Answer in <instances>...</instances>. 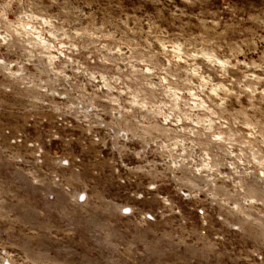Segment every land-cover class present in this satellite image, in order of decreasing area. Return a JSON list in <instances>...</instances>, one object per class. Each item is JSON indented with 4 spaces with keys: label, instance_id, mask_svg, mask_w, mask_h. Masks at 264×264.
I'll list each match as a JSON object with an SVG mask.
<instances>
[{
    "label": "clouds",
    "instance_id": "9594fccd",
    "mask_svg": "<svg viewBox=\"0 0 264 264\" xmlns=\"http://www.w3.org/2000/svg\"><path fill=\"white\" fill-rule=\"evenodd\" d=\"M5 121L33 182L45 144L58 166L87 149L116 215L217 264H264V0H0ZM91 196L88 180L70 193ZM33 231L0 230V264H53Z\"/></svg>",
    "mask_w": 264,
    "mask_h": 264
},
{
    "label": "rangeland",
    "instance_id": "374dc122",
    "mask_svg": "<svg viewBox=\"0 0 264 264\" xmlns=\"http://www.w3.org/2000/svg\"><path fill=\"white\" fill-rule=\"evenodd\" d=\"M25 136L30 138L28 134ZM14 148L19 149L12 144L8 146L9 155ZM51 153L44 154L46 168L52 166ZM74 155L78 157L74 161L80 164L79 170L61 172L71 181V191L50 188L56 193L53 202L44 197L50 184L47 179H43L44 184L32 183L28 175L13 167L11 160L6 170H0V230L9 225L34 230L31 245L42 253L43 259L56 263L150 264L148 253L158 252L162 261L172 264H217L214 253L202 252L194 245L182 247L164 241L162 221L141 227L132 217L116 215L106 199L115 194L114 186L103 174L93 175L95 162L87 149L76 148ZM82 180L90 182L92 196L86 203H75L70 193Z\"/></svg>",
    "mask_w": 264,
    "mask_h": 264
},
{
    "label": "built area",
    "instance_id": "2783aa9c",
    "mask_svg": "<svg viewBox=\"0 0 264 264\" xmlns=\"http://www.w3.org/2000/svg\"><path fill=\"white\" fill-rule=\"evenodd\" d=\"M21 131L24 135L28 134L30 138L35 134L33 130L27 125H24ZM16 135H17L16 130L15 129L10 130V127H8V125L5 124V122L0 126V162H1L0 170H6L10 165L9 161L11 159L8 151V146L10 145L9 140L10 137ZM56 143H57L56 141H53V145H56ZM15 147L20 149V147H24V146L17 143L15 144ZM51 147L52 146L45 144V152L41 153L40 157L38 158L37 157L30 158L31 161L28 160L29 162L27 165L30 166L28 167V169L30 170V168H32V170L35 171L36 173L35 175L38 177V180L36 182H33L31 180L32 183L37 185L44 184L43 179H47V181L50 182V184L47 185L48 190L45 191L44 197L47 198L49 201L53 202L56 200V193L53 190H51L54 187H61L66 192L71 191L69 187H72V183L71 181L68 180V178H65L64 175H62L61 173L62 170L73 169L75 171H78L80 164L74 161L71 166H58L51 160L50 163L52 165L51 168L49 167L46 168V165L44 163V154L56 150L54 147H52V151H50ZM12 165L14 168H16L14 163ZM29 179L31 178L29 177ZM1 196L2 195L0 194V201H2ZM53 264H63V263L53 262Z\"/></svg>",
    "mask_w": 264,
    "mask_h": 264
}]
</instances>
